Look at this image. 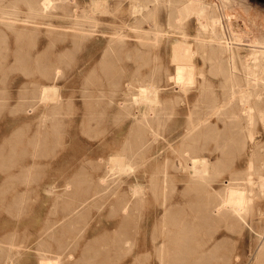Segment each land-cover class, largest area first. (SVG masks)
Instances as JSON below:
<instances>
[{
  "label": "rangeland",
  "instance_id": "rangeland-1",
  "mask_svg": "<svg viewBox=\"0 0 264 264\" xmlns=\"http://www.w3.org/2000/svg\"><path fill=\"white\" fill-rule=\"evenodd\" d=\"M76 1L80 8L77 12L91 8L89 0ZM183 1L174 2L178 5ZM197 1L200 8L204 6L208 12L201 13L197 9L196 14L192 13L187 31L197 33L200 20L210 14L222 20L217 31L230 40L235 37L233 35L241 40H236L230 50L219 55L211 54L208 48L201 53L191 44V57L207 80L206 95L195 108L193 99L201 92L199 88L189 94L190 103L184 96L169 102L166 106L169 119L162 126L166 130L160 127V137L155 139L156 135L147 124L145 127L134 124V113L143 109L138 102L130 101L133 114L114 118L113 105L109 101L115 94L110 90L109 78L116 74H121L124 79L141 78L162 60L163 64L173 68L172 49L182 38L183 28L170 26L167 21L163 24L168 36L160 44L164 49L162 58L151 53L145 56L133 52L127 54L125 51L129 47L119 49V45L115 46L113 54L105 56L108 34L89 39L72 36L76 22L73 7L76 5L65 11L58 8L40 12L39 26L34 27L24 18L33 15L27 6L21 3L16 8V0H0V264H128L134 258L133 248H142L143 240H146L143 248L149 250L143 263L158 264L165 259L157 255L153 241L160 244L167 240L170 231L177 229L172 219L163 223L160 219L166 205L178 198V188L184 183L175 167L180 153L171 150L178 137L169 142L165 138L177 134L179 129L182 131L189 106L207 110L214 99L222 101L232 90L244 85L251 52L256 46H264V0H252L250 4L245 0ZM131 2L122 0L120 13L128 15ZM166 15L167 8L161 5L151 20L163 16L165 21ZM144 26L149 24L145 22ZM113 28L102 23L99 29L112 31ZM124 28L134 34L131 27ZM263 58L264 55L260 57L261 62H264ZM52 65L63 67V76L56 81L47 79ZM38 78L42 83H56L62 95V105L48 113L47 118L42 117V112L50 110L54 102L44 104L40 101V87L33 83ZM117 95L122 97L120 92ZM28 107H34V116L25 115ZM30 111L33 112V108ZM212 119L217 120L215 129L220 131L223 121L216 115ZM257 124L254 132L245 130L238 144L239 150L233 156L232 164L236 163L233 168L248 167L254 142L261 144L260 157L264 158L263 119L258 118ZM217 131L209 135L211 142L207 140L209 150L206 148L205 153L215 162L222 157L215 169L226 175L221 155L223 147L218 146H223V139ZM211 136L214 137L211 139ZM157 145L164 150L156 152ZM115 150L121 153L122 161L131 159L135 162L136 172L117 180L111 178L110 198L99 208L92 195L97 189L100 173L106 172L111 164L109 157ZM168 155L169 161L164 159ZM225 179L221 176L218 180L224 183ZM140 181L145 186L141 192L145 191L146 200L137 204L129 224L121 226L122 214L112 213L111 203L118 196L125 201L132 199L133 185ZM161 181L168 186L167 197L157 193L156 186ZM67 184L75 192L60 194ZM117 184L121 187L120 194L114 191ZM200 192L208 196L206 189ZM213 196L209 199H215ZM80 200H85V204H77ZM77 205L84 206L75 216L72 213ZM173 205L179 207V204ZM261 205L264 208V201ZM186 208L190 211L188 204ZM258 212L253 213L255 217L251 214L249 225H237L227 217L203 222L198 231L206 243L200 250L218 246L221 264H257L253 262L259 242L256 229L261 230L264 225V215ZM63 217L66 224L61 226L58 218ZM50 226L53 229H48ZM224 240L228 242L224 244Z\"/></svg>",
  "mask_w": 264,
  "mask_h": 264
},
{
  "label": "bare ground",
  "instance_id": "bare-ground-1",
  "mask_svg": "<svg viewBox=\"0 0 264 264\" xmlns=\"http://www.w3.org/2000/svg\"><path fill=\"white\" fill-rule=\"evenodd\" d=\"M174 1L132 0L131 7L127 10L128 15L120 13L122 0H89L91 8H81L82 12H77L79 6H77L76 0H16V8L21 6V3L27 6L33 15L25 16V20L31 21L35 25L34 27H38L37 18L40 12L54 11L58 8H62L65 11L72 5H76L73 7L76 22L72 29L73 32H71L72 36L79 39H89L90 37L98 38L101 34H108V46L104 50L105 56L113 54L115 46L119 45V49L129 47L126 51L124 50L127 54L133 52L136 55L145 56L151 53L153 56L162 58L164 49L161 48L160 44L168 36L165 35L166 30L162 28L163 24L167 21V23H171L170 26L183 28L181 31L182 38L175 42V46L172 49L173 62L175 63L173 68L166 63L163 64L164 60H162L158 65L153 66L154 68L147 70L141 78L124 79L121 74H116L109 78L111 82L110 90L115 94L109 101L113 105L114 118L121 119L126 114H133L130 101L138 102V106H142L143 109L134 113V124H144L143 127L147 124L150 127V131L156 135L155 139H157L161 134L159 132L160 127L169 119L166 107L169 102L174 101L175 98L181 99L184 96L187 98V103H190L191 96L189 94L194 88H199L201 92L193 99L195 108L201 97L203 98L206 95L207 80L203 77L205 74L200 69L199 64L191 57V44L197 46L201 53L208 48L211 54L216 55L225 50H230L236 40H241L237 35H233L235 37H231L233 40H230L226 35L217 31V25L222 23V20L218 16L210 14L207 15L205 20H200L197 33L187 31L191 21V14H196L197 9L201 13L208 12V8L204 6L200 8L201 5L197 0H184L178 5ZM245 1L248 4L252 2V0ZM161 5L167 8V20L164 21L163 16L151 20L155 11ZM117 12L119 13L117 14ZM104 13L108 15H101ZM18 16L16 13V18ZM145 22L149 24L148 27L144 26ZM102 23L109 24L110 27H114V30H100ZM125 26L131 27V30H134V34L126 32ZM250 55L251 60L249 62L247 60L248 71L244 85L232 90L229 96L222 101L214 99L213 103L208 104L207 110H195L189 106L187 122L184 124L182 131L179 129L177 134L168 139L165 138L169 142L178 137L176 144L171 147V150L173 152L177 150L180 153L179 160L175 161V167L184 183L178 188V198L175 199V202L166 205V209L160 219L161 223L172 219L177 229L170 231L167 240H163L162 243L157 244L153 241L157 255L165 258L161 259L160 264H221L222 262H220V256L218 255L220 248L217 249L218 246L217 248L216 246L213 248V246L212 248L200 250L206 243L203 241V236L199 237L200 231H198V227L200 224L203 222L209 223L211 220L214 221L213 219L219 220L227 217L231 218L237 225H249V217L255 211H259L258 213L262 216L264 215V208L261 205V202L264 201V158L260 157L261 144L254 142V145L251 146L247 168H243V166L239 168L234 166L236 168H233L236 163L232 164L233 156L235 151L239 150L238 144L245 130L248 129L249 132H254L258 118L264 121V99L262 98L264 62L260 61V57L264 55V46L262 48L256 46ZM52 68L53 70L48 73L47 79L56 81L63 76V67L52 65ZM49 69L51 68L49 67ZM201 75L202 78L200 77ZM33 83L40 87L39 98L42 103L54 102V106L50 107V110L42 112V117L47 118L48 113L54 112V108L57 110L58 106L62 105V95L57 90L56 83H42L39 78L35 79ZM119 92L122 94L121 98L117 95ZM208 101L212 100L209 99ZM30 108H33V112L30 111ZM34 110V107H28L25 115H33ZM213 115L223 121V127H221L220 131L215 129L218 122L212 119ZM213 131H217L222 135L223 146L219 144L218 146L223 147L221 148V155L224 159L222 161L225 163L223 167H225L227 172L226 175H222V171L215 169L222 157L215 162L205 153L207 140L210 141L209 135H212ZM214 136H211V139ZM154 150L159 153L164 150V147L157 145ZM207 150L209 149L207 148ZM109 158L111 164L108 165L106 172L100 173L97 179V189L92 195L95 199L94 202L100 205H98L99 208H102L110 198L111 178L117 180L123 175H131L136 172L135 162L131 159L122 161L119 151H116ZM164 159L169 161L171 159L170 155L166 158L164 156ZM101 160L104 159L101 158ZM221 176L226 177L224 183L218 180ZM157 187V193L162 197H167L168 186L165 185V182L161 181L156 186V189ZM142 188L145 189V186L140 181L133 185L132 199L125 201L123 197L118 196L111 203V212L122 214L120 219L121 226L125 227L126 224H129L136 207H138L137 204L146 200V193L145 191L141 192ZM120 189V185L118 186L117 184L114 190L115 193H122ZM203 189H206L208 196H203L205 195L204 193H202L203 195L201 194L200 191ZM72 192L75 191L72 190L71 185L67 184L64 191L60 194ZM142 194H144V198ZM213 194L215 199H209ZM84 202L86 201L80 200L77 204L82 205L85 204ZM173 203L179 204V207H173ZM187 204L190 207V211L186 208ZM80 205L74 206L73 215L77 216L82 212L81 208L84 205ZM58 221L61 226L66 224L64 217L58 218ZM48 229H53V227L50 226ZM256 230L259 242L256 246V251L254 250L253 262L264 264V225L261 230L259 228ZM221 242L223 244V241ZM227 242L224 240V244ZM142 244L144 247L146 240H143ZM143 247L133 248L134 258L128 264H149L143 263L144 258L146 260V256L149 255V250ZM71 257H74V254ZM214 260H217V262L214 263Z\"/></svg>",
  "mask_w": 264,
  "mask_h": 264
},
{
  "label": "crops",
  "instance_id": "crops-1",
  "mask_svg": "<svg viewBox=\"0 0 264 264\" xmlns=\"http://www.w3.org/2000/svg\"><path fill=\"white\" fill-rule=\"evenodd\" d=\"M2 24V23H1Z\"/></svg>",
  "mask_w": 264,
  "mask_h": 264
}]
</instances>
